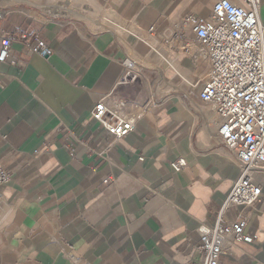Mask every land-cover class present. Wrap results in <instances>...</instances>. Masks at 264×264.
<instances>
[{
	"label": "crops",
	"instance_id": "obj_1",
	"mask_svg": "<svg viewBox=\"0 0 264 264\" xmlns=\"http://www.w3.org/2000/svg\"><path fill=\"white\" fill-rule=\"evenodd\" d=\"M31 1L0 0V37L12 40L0 62V161L10 172L0 185V264H202L199 227L213 225L239 166L195 104L207 66L184 50L193 33L163 39L183 17L210 15V0H90L110 17L112 29L86 18L97 30L48 18L43 1ZM260 18L264 26V0ZM23 36L42 40L47 56L29 53ZM127 52L147 64L137 66L138 86L121 82ZM160 79V92L179 97L153 94ZM113 90L137 119L119 140L92 118ZM180 157L186 166L174 169ZM248 231L253 241L218 264H264V194Z\"/></svg>",
	"mask_w": 264,
	"mask_h": 264
},
{
	"label": "built area",
	"instance_id": "obj_2",
	"mask_svg": "<svg viewBox=\"0 0 264 264\" xmlns=\"http://www.w3.org/2000/svg\"><path fill=\"white\" fill-rule=\"evenodd\" d=\"M51 1L68 13L73 5V0ZM210 2V15L183 17L163 39V45L168 46L172 40H181L188 29L193 33L194 50H184L195 58V62L200 55V62L207 66L198 100L208 108L207 121L216 124L215 146L239 166L238 175L213 225L199 227L202 264H218L220 257L237 242L250 244L253 241L254 236L248 231L249 220L255 204L264 194V26L260 18L261 0ZM81 3L83 8L92 7L90 0H81ZM22 40L29 53L47 56L48 50L42 40L25 36ZM10 54L12 40L1 36L0 62L6 61ZM16 62L14 58L12 63ZM136 63L134 56L127 52L121 82L135 81L132 71ZM122 95L113 90L98 100L92 111V118L99 124L100 131L116 140L131 132L137 120L134 114L125 111L129 98ZM171 165L174 169H181L186 166V161L180 157ZM9 176V170L0 161V185ZM110 180L108 177L105 183ZM232 206L241 207L245 212L228 220L225 211Z\"/></svg>",
	"mask_w": 264,
	"mask_h": 264
},
{
	"label": "bare ground",
	"instance_id": "obj_3",
	"mask_svg": "<svg viewBox=\"0 0 264 264\" xmlns=\"http://www.w3.org/2000/svg\"><path fill=\"white\" fill-rule=\"evenodd\" d=\"M25 1H29V2H33L31 0H25ZM40 8L43 10V12L48 15V16H57V15H66L67 17H69L70 15L75 16L76 18L82 19V20H92V21H97V22H101V20H109L110 21V17L104 18L103 15L95 13L93 11V9L91 8H78L75 5H72L71 10L68 11L65 9H59L60 6H58V3L52 2L51 0H46L43 1V3L39 4ZM68 13V14H67ZM97 18V19H94ZM213 122V121H212ZM214 128L213 130H210V134L212 137H216V124L213 122Z\"/></svg>",
	"mask_w": 264,
	"mask_h": 264
},
{
	"label": "rangeland",
	"instance_id": "obj_4",
	"mask_svg": "<svg viewBox=\"0 0 264 264\" xmlns=\"http://www.w3.org/2000/svg\"><path fill=\"white\" fill-rule=\"evenodd\" d=\"M38 2H42V0H39ZM97 12V11H96ZM43 15H46L45 13H42ZM47 17H48V15H46ZM107 18V17H106ZM94 19H97V18H95L94 17ZM83 21H85L86 22V24L92 29V30H97L96 28H97V24H94L93 22H90V23H88L86 20H83ZM101 24L99 25V26H106V27H109V28H111L112 29V27L110 26V25H108V24H110L111 22L109 21V20H101V22H100ZM114 29V28H113ZM194 48H195V45H194V47H192V51L194 50ZM133 53V52H132ZM131 53V54H132ZM135 53H134V58H135ZM135 60H136V67L133 69V71H132V73L135 75V81H134V83L138 86L139 85V79H140V73H141V71H139L138 70V68H137V66L138 67H142V63H144L145 65H147L146 64V62L144 61V60H142V59H140V58H135ZM166 82H167V85H170V86H176L174 83H172L171 81H169V80H167L166 79ZM161 85H164V82L162 81V79H160L156 84H155V86L152 88V93L153 94H156L158 97H161V96H163V95H165V96H170V95H175V96H178L179 97V95L177 94V93H174V92H169L168 90H165L164 92H160L158 89H159V87L161 86ZM195 104H197V105H199V107L202 109L203 108V106H204V104H202L201 102H196L195 101Z\"/></svg>",
	"mask_w": 264,
	"mask_h": 264
}]
</instances>
